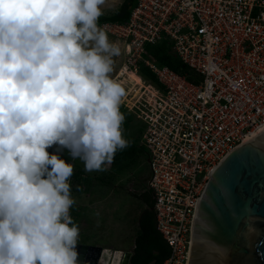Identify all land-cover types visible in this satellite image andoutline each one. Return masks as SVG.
Wrapping results in <instances>:
<instances>
[{
	"label": "clouds",
	"instance_id": "9594fccd",
	"mask_svg": "<svg viewBox=\"0 0 264 264\" xmlns=\"http://www.w3.org/2000/svg\"><path fill=\"white\" fill-rule=\"evenodd\" d=\"M107 0H0V264H81L74 165L104 171L130 146Z\"/></svg>",
	"mask_w": 264,
	"mask_h": 264
},
{
	"label": "built area",
	"instance_id": "2783aa9c",
	"mask_svg": "<svg viewBox=\"0 0 264 264\" xmlns=\"http://www.w3.org/2000/svg\"><path fill=\"white\" fill-rule=\"evenodd\" d=\"M100 26L126 55L116 78L141 82L120 107L142 125L155 227L169 248L162 264H187L210 172L264 128V0H134L126 21ZM164 38L197 83L145 51Z\"/></svg>",
	"mask_w": 264,
	"mask_h": 264
},
{
	"label": "water",
	"instance_id": "95a60500",
	"mask_svg": "<svg viewBox=\"0 0 264 264\" xmlns=\"http://www.w3.org/2000/svg\"><path fill=\"white\" fill-rule=\"evenodd\" d=\"M83 264L102 248L77 244ZM130 252L119 264H131ZM187 264H264V132L230 151L210 172L192 225Z\"/></svg>",
	"mask_w": 264,
	"mask_h": 264
},
{
	"label": "rangeland",
	"instance_id": "374dc122",
	"mask_svg": "<svg viewBox=\"0 0 264 264\" xmlns=\"http://www.w3.org/2000/svg\"><path fill=\"white\" fill-rule=\"evenodd\" d=\"M124 1L125 0H107L104 6V15H110ZM109 39L110 41L116 42V40L111 37H109ZM119 46L121 48V54L114 58V70L111 76L124 87L126 95L123 97L122 101H124L127 106H131L133 100L130 99L134 97V93L131 91H134L138 86L135 83H131L127 76H125L124 79L122 77L116 78L119 69H121L126 61L124 49L120 43ZM141 79L143 78L141 77ZM122 127L123 131L133 135L130 130L136 134L141 130L142 125L139 121L134 119L133 116L126 115ZM47 151L49 153H55L59 155L61 159L73 164L74 169H81L85 178L88 179V185L82 182L77 192L72 191L73 189L71 190V195L76 201L74 205L80 204L82 206V211L90 221L89 223L87 220L89 223V231L87 233L89 244H98L100 242V233L104 230L109 238L107 241L110 244H115L116 246V244L122 241L125 247L129 246L132 241L131 238L136 232L137 213L143 208L140 198L138 199L137 196L134 199L131 197V193H139V190H144V181L146 180L147 172H149L146 163H132L123 170H116V168L107 165L104 171L86 172L83 162L79 159L72 160L67 149L58 151L57 147L53 146ZM100 178L109 180L107 182L108 184L100 183L98 181ZM127 191L130 193H127ZM98 215L101 217H98ZM97 217L99 220L98 226L96 225ZM116 256L119 257L117 253ZM121 258L122 256H120V259H102L101 264H119Z\"/></svg>",
	"mask_w": 264,
	"mask_h": 264
},
{
	"label": "trees",
	"instance_id": "16d2710c",
	"mask_svg": "<svg viewBox=\"0 0 264 264\" xmlns=\"http://www.w3.org/2000/svg\"><path fill=\"white\" fill-rule=\"evenodd\" d=\"M134 6V0H125L117 9H115L110 15H103L99 19V25L101 23L116 22L122 23L127 20L132 7ZM145 51L149 53L153 59L162 66H167L171 70L184 75L187 80L197 83L198 77L185 64H183L176 55L172 52L169 42L164 38L155 45H146ZM141 76L143 79H148L152 83H155L154 78L150 75L146 69H141ZM121 112L126 115L132 116L126 109L120 107ZM126 138L125 131H123ZM128 139V138H127ZM137 150L135 145H130L123 151H118L114 157L113 162L110 164L112 168L116 170H123L128 166L127 160L135 154ZM100 183L108 184L109 180L100 178ZM88 183V179L85 178L82 170L74 169V174L71 177V190L77 192L81 183ZM153 202L149 197L148 209L144 210L138 219V233L134 240V248L130 258L131 264H162L169 255V248L161 235L158 233L155 227V218L153 213ZM71 217L72 209L70 210ZM74 221V219H73Z\"/></svg>",
	"mask_w": 264,
	"mask_h": 264
},
{
	"label": "crops",
	"instance_id": "0c3cea01",
	"mask_svg": "<svg viewBox=\"0 0 264 264\" xmlns=\"http://www.w3.org/2000/svg\"><path fill=\"white\" fill-rule=\"evenodd\" d=\"M130 131L133 135H130V133L128 132L129 133V136H128V133L125 132L126 139L128 138L127 140L130 142V145L131 146L135 145L137 150H135L136 151L135 154L132 157H130L126 163H128V165H130L132 163H138V164L146 163V167L148 170V164H147L148 159H147V156H146L145 152L143 151L142 147L140 146L142 127H141V130L139 132H137L136 134H134V132L132 130H130ZM147 176H149V172H147L146 180L144 181V190H142V191L139 190V193H131L132 194L131 197H133L134 199L137 196H138V199L140 198V200L142 201L143 208L141 209V211L139 213H137V216H136V232H135L134 236L131 238L132 241H131V244L129 246L125 247V245H123L122 241L119 242V244H116V246H115V244L114 245L110 244L107 241V239H109V238L107 237V234L104 230L101 231V233H100L101 234V236L99 237L100 242L98 244H94V245L89 244V242L87 240V233L89 231L88 226H89L90 221L86 217L84 212L82 211V206L80 204L74 205L72 207V216H73L74 222L79 226V232H80L78 244L101 247L102 252L100 255L99 264L102 263V261H101L102 259H120V256H122L123 253H125V252H130L132 254V250L134 248V240H135V237L138 233L139 216L141 215V213L144 210L148 209L149 198H147V196H146V195H148V193L146 191L147 190V180H148ZM145 193H146V195H144ZM108 215H109V213H108ZM98 217H101V216L98 215ZM98 217H97V223H96L97 226L99 223ZM87 220L89 221V223L87 222ZM116 253H117V255H119V257L116 256Z\"/></svg>",
	"mask_w": 264,
	"mask_h": 264
},
{
	"label": "bare ground",
	"instance_id": "6f19581e",
	"mask_svg": "<svg viewBox=\"0 0 264 264\" xmlns=\"http://www.w3.org/2000/svg\"><path fill=\"white\" fill-rule=\"evenodd\" d=\"M127 77H129L131 83H135L136 85L140 84V79L134 73H127ZM264 132V128L256 132L251 139L257 138Z\"/></svg>",
	"mask_w": 264,
	"mask_h": 264
},
{
	"label": "flooded vegetation",
	"instance_id": "af4514ba",
	"mask_svg": "<svg viewBox=\"0 0 264 264\" xmlns=\"http://www.w3.org/2000/svg\"><path fill=\"white\" fill-rule=\"evenodd\" d=\"M148 177H149V176H147V178H148ZM147 181H148V180H147ZM146 191H147L148 195H146V193H145L144 195H146L147 198H149V197L151 198V195H150V193L148 192V190H146ZM127 193H130V192L127 191ZM142 195H143V194H142ZM144 195H143V196H144Z\"/></svg>",
	"mask_w": 264,
	"mask_h": 264
}]
</instances>
